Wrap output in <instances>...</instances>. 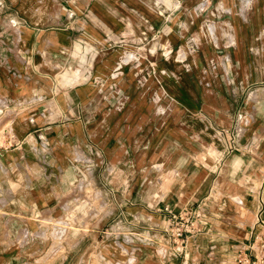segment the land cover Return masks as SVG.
Listing matches in <instances>:
<instances>
[{
    "label": "crops",
    "instance_id": "crops-1",
    "mask_svg": "<svg viewBox=\"0 0 264 264\" xmlns=\"http://www.w3.org/2000/svg\"><path fill=\"white\" fill-rule=\"evenodd\" d=\"M4 130L0 264L56 231L55 264H237L264 235V0H0ZM165 205L201 213L185 256Z\"/></svg>",
    "mask_w": 264,
    "mask_h": 264
},
{
    "label": "built area",
    "instance_id": "built-area-1",
    "mask_svg": "<svg viewBox=\"0 0 264 264\" xmlns=\"http://www.w3.org/2000/svg\"><path fill=\"white\" fill-rule=\"evenodd\" d=\"M12 133L4 130L0 134V148H11L19 146ZM165 212V230L171 243V251L174 255H186L190 237L199 231L198 221L201 213L197 210L184 209L175 212L169 205L162 209ZM259 246L262 254H256L254 247ZM237 264H264V235L257 234L249 245V251L240 253Z\"/></svg>",
    "mask_w": 264,
    "mask_h": 264
},
{
    "label": "rangeland",
    "instance_id": "rangeland-1",
    "mask_svg": "<svg viewBox=\"0 0 264 264\" xmlns=\"http://www.w3.org/2000/svg\"><path fill=\"white\" fill-rule=\"evenodd\" d=\"M211 7H209L208 9L205 8L204 6L201 7V11H206L205 13H207L210 20L211 21V25L214 28V31L216 32V19L218 17V9H216V3L210 4ZM223 11L224 15H232V12L229 11L227 12V9H220L219 11ZM215 37V35H213ZM216 40V39H215ZM218 42V41H217ZM62 226V225H61ZM60 226V227H61ZM63 227H61L62 229ZM61 231H64L63 229ZM58 235L61 234H57V231L54 232L51 236V239L48 240V246L45 249V251H43V253L39 254L34 261H32L33 264H55V261L57 260V258L63 256L66 252L64 246H63V242L65 239H69L72 236V233L69 234L68 232L65 233L64 236L62 237H58ZM60 238V239H59ZM96 264H101L99 258L96 259Z\"/></svg>",
    "mask_w": 264,
    "mask_h": 264
}]
</instances>
